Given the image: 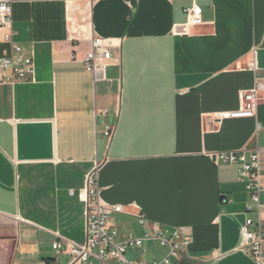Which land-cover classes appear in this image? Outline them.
Returning a JSON list of instances; mask_svg holds the SVG:
<instances>
[{
  "label": "crops",
  "instance_id": "obj_1",
  "mask_svg": "<svg viewBox=\"0 0 264 264\" xmlns=\"http://www.w3.org/2000/svg\"><path fill=\"white\" fill-rule=\"evenodd\" d=\"M194 4L203 24L176 34ZM13 28L36 72L0 85V264H101L53 247L84 243L78 192L97 164L103 202L126 208L113 216L120 240L144 236L140 212L190 238L178 264H259L238 249L257 217L239 165L213 154L260 148L264 171V100L256 118H218L264 81V0H15ZM93 36L116 56L104 78L85 68ZM9 50L0 30V56ZM168 251L146 239L126 254Z\"/></svg>",
  "mask_w": 264,
  "mask_h": 264
},
{
  "label": "built area",
  "instance_id": "obj_2",
  "mask_svg": "<svg viewBox=\"0 0 264 264\" xmlns=\"http://www.w3.org/2000/svg\"><path fill=\"white\" fill-rule=\"evenodd\" d=\"M93 3L99 0H88ZM15 0H0V30H4V42L10 47L8 52L0 56V85L15 84L33 81L35 79V60L33 55L26 54L23 47L15 39L13 28V4ZM131 5V0H125ZM202 8L196 4L186 9L187 23L175 26V33L189 35L195 26L203 24ZM91 49L87 52L84 62L88 72L96 78H104L106 68L114 64L113 47L105 38L93 36ZM253 51L251 67L257 70L256 55ZM264 100V81L256 78L254 86L248 90H240L239 107L235 110L219 114L220 119L254 118L258 108ZM256 118V117H255ZM113 126L106 127V135L111 137ZM261 149L249 150L246 147L237 150L215 152L216 160L224 163L239 165V178L245 183L251 197L252 204L247 208L255 211L257 217L248 216L241 229V251L252 256L259 264H264V171L261 169ZM99 165L89 172L84 186L78 194L85 203V241L77 244L71 241H58L53 244L57 253L67 252L72 256L73 262L89 263L92 257L101 264L114 261L115 264H178L183 258L191 240L182 234L181 228L170 229L166 226L149 228L148 219L142 213H136L141 227L144 228L143 237H135L132 233L127 239H119V229L113 224V216L126 212L123 204H110L103 202L101 189L98 183ZM76 194V190H70ZM155 240L161 246L168 247L169 253L161 260L146 263L127 258L130 248H141L144 240ZM41 264H51L42 262Z\"/></svg>",
  "mask_w": 264,
  "mask_h": 264
},
{
  "label": "rangeland",
  "instance_id": "obj_3",
  "mask_svg": "<svg viewBox=\"0 0 264 264\" xmlns=\"http://www.w3.org/2000/svg\"><path fill=\"white\" fill-rule=\"evenodd\" d=\"M165 248V247H164Z\"/></svg>",
  "mask_w": 264,
  "mask_h": 264
}]
</instances>
